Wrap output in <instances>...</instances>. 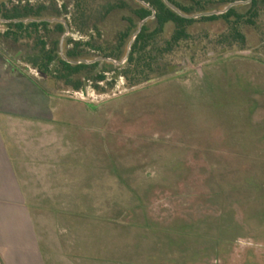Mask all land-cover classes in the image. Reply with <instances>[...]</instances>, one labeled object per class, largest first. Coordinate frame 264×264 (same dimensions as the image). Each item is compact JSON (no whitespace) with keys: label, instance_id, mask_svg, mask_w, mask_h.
<instances>
[{"label":"rangeland","instance_id":"obj_1","mask_svg":"<svg viewBox=\"0 0 264 264\" xmlns=\"http://www.w3.org/2000/svg\"><path fill=\"white\" fill-rule=\"evenodd\" d=\"M206 1V11L226 5ZM258 25L240 27V42L223 20L195 22L145 82L129 86L100 64L78 91L24 63V42L0 37L9 64L40 85L24 81V97L46 119L47 156L57 151L45 181L62 199V236L76 241L71 264H264V7ZM101 71L104 92L91 80Z\"/></svg>","mask_w":264,"mask_h":264},{"label":"trees","instance_id":"obj_2","mask_svg":"<svg viewBox=\"0 0 264 264\" xmlns=\"http://www.w3.org/2000/svg\"><path fill=\"white\" fill-rule=\"evenodd\" d=\"M155 12L154 18L148 21L152 28L144 25L133 41L126 62L119 66L121 76L127 85L136 86L148 80L159 68L164 56L172 53L182 42L189 38L188 28L195 22L223 20L230 27V37L243 42L240 27L248 26L255 30L264 7V0H251L244 13L231 8L219 16L185 19L165 6L162 0H141ZM182 13L191 15L206 11V0H188L178 3L168 0ZM237 0H222L221 4ZM72 12L67 11V4L60 5L55 0H0V19L17 23H6L0 37L14 44L24 42L26 47L23 61L34 68L40 75L62 81L74 91L82 90L88 75L98 65L112 66L107 63L71 65L60 56V39L65 33L60 22H48L45 19H61L70 31L80 34L78 38L64 39L63 54L67 60H90L89 55L97 54L103 58L120 61L126 53V47L137 24L151 16V11L134 0H71ZM122 16L125 22L122 28L108 31L106 22L114 15ZM31 20L28 22H24ZM171 26L169 38L159 43L166 29ZM264 45V38L260 36ZM105 71L91 78L94 87L101 92L96 83L106 80ZM109 87L112 83H106Z\"/></svg>","mask_w":264,"mask_h":264},{"label":"crops","instance_id":"obj_3","mask_svg":"<svg viewBox=\"0 0 264 264\" xmlns=\"http://www.w3.org/2000/svg\"><path fill=\"white\" fill-rule=\"evenodd\" d=\"M24 81L40 87L0 53V264H71L75 240L62 236V199L53 180L45 181L44 162L56 164L57 151L47 156L46 119L31 116ZM34 175L44 181V197Z\"/></svg>","mask_w":264,"mask_h":264},{"label":"water","instance_id":"obj_4","mask_svg":"<svg viewBox=\"0 0 264 264\" xmlns=\"http://www.w3.org/2000/svg\"><path fill=\"white\" fill-rule=\"evenodd\" d=\"M134 1H136L139 4H141L145 8L149 9L151 11V16L145 18L144 20L140 21L137 24V28H136L135 32L132 34V36L130 38V41L127 44L125 56L120 61H116V60H113V59H110V58H103V57H96V58L91 59V60H84V59L78 60V61H70V60H67L64 57L62 45H63V42H64V39H65L66 35L68 34V26L61 19H59V20L58 19H51V20L45 19L44 21H48V22H60V23H62L64 25L65 33L62 35V37L60 39V56L62 57V59L64 61H67L71 65H77V64H93L95 62H99V63H107V64H110L112 66H118V67L119 66H122L126 62V60H127L128 54L130 52V47H131L133 41L135 40L136 36L141 31L142 27L148 21L152 20L154 18V15H155L154 10L152 8H150L148 6V4H146L145 2H143L141 0H134ZM250 1L251 0H246L245 2H243V1H234V2H231V3H227L222 9H219V10L203 11V12H198V13H194V14H191V15H187V14L182 13L170 1H168V0H162V2L165 4V6L167 8H169L172 12H174L178 16H180L182 18H185V19H199V18H202V17L219 16V15H222V14L226 13L231 8H234V7H236L238 5H241V4L249 3ZM28 21H31V20H27V21H24V22H28ZM10 22L17 23L18 21L17 20L7 21V20L0 19V23L1 24H6V23H10Z\"/></svg>","mask_w":264,"mask_h":264},{"label":"built area","instance_id":"obj_5","mask_svg":"<svg viewBox=\"0 0 264 264\" xmlns=\"http://www.w3.org/2000/svg\"><path fill=\"white\" fill-rule=\"evenodd\" d=\"M75 94L78 95V96H82L83 95V91L75 92Z\"/></svg>","mask_w":264,"mask_h":264}]
</instances>
